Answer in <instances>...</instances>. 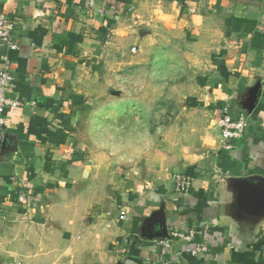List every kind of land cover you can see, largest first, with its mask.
<instances>
[{
  "label": "crops",
  "instance_id": "obj_1",
  "mask_svg": "<svg viewBox=\"0 0 264 264\" xmlns=\"http://www.w3.org/2000/svg\"><path fill=\"white\" fill-rule=\"evenodd\" d=\"M0 11L19 102L0 128V264H264V0H0ZM129 47L133 65L156 56L170 69L179 55L203 72L213 150L182 164L183 192L169 164L108 174L93 153L107 147L92 136L91 60ZM223 109L246 122L231 150Z\"/></svg>",
  "mask_w": 264,
  "mask_h": 264
},
{
  "label": "rangeland",
  "instance_id": "obj_2",
  "mask_svg": "<svg viewBox=\"0 0 264 264\" xmlns=\"http://www.w3.org/2000/svg\"><path fill=\"white\" fill-rule=\"evenodd\" d=\"M132 51L129 47L122 57L112 52L91 60L87 78L92 136L96 146L103 142L107 147L93 153L106 156L108 174H118L119 168L146 174L169 164L173 180L185 160L208 156L213 150L215 121L205 115L200 96L203 72L185 65L179 55L171 57L170 69L156 56H146L139 67L132 63L136 60Z\"/></svg>",
  "mask_w": 264,
  "mask_h": 264
},
{
  "label": "built area",
  "instance_id": "obj_3",
  "mask_svg": "<svg viewBox=\"0 0 264 264\" xmlns=\"http://www.w3.org/2000/svg\"><path fill=\"white\" fill-rule=\"evenodd\" d=\"M95 0H87V6L92 7ZM4 51L3 53L1 51ZM17 44L12 39V23L9 18L0 11V128L4 125V114L8 109H14L19 106V102L9 97V89L13 81L11 72L10 54L16 52ZM245 118L243 116L237 119L232 118L223 109L218 121L222 147L225 150L233 148V142L240 140L245 129ZM175 189L183 192L189 187V180L181 175L175 174L173 177ZM125 212H119V220H124ZM173 237L180 238L186 242H191L193 234L184 235L173 233ZM207 251L206 246L196 245L192 254L204 253Z\"/></svg>",
  "mask_w": 264,
  "mask_h": 264
}]
</instances>
